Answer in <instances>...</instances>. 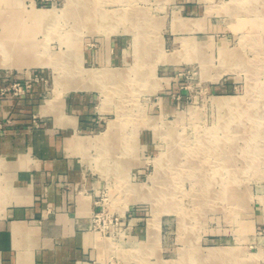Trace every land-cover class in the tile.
<instances>
[{
  "label": "rangeland",
  "instance_id": "rangeland-1",
  "mask_svg": "<svg viewBox=\"0 0 264 264\" xmlns=\"http://www.w3.org/2000/svg\"><path fill=\"white\" fill-rule=\"evenodd\" d=\"M70 1L0 0V97L23 100L39 89L46 110L31 114L39 130L59 99L95 92V124L74 133L64 157L94 181L74 190L92 199L96 256L103 264H264V145L247 151L253 123L243 118L244 128L229 133L238 142L235 200L213 193L204 204L205 182L186 176L206 156L188 149L237 123L225 99L264 101L255 16L238 14L237 0ZM40 9L54 14L38 20ZM129 27L136 55L121 73L96 70L88 39ZM13 123L0 115V133ZM205 165L213 174L215 159Z\"/></svg>",
  "mask_w": 264,
  "mask_h": 264
},
{
  "label": "crops",
  "instance_id": "crops-1",
  "mask_svg": "<svg viewBox=\"0 0 264 264\" xmlns=\"http://www.w3.org/2000/svg\"><path fill=\"white\" fill-rule=\"evenodd\" d=\"M131 27L94 33L84 51L88 62L121 73L138 50ZM95 102L88 91L59 99L46 113L49 126L37 130L31 114L46 110L39 89L23 100L0 97V115L14 120L0 133V264H103L95 252L92 199L74 190L94 181L84 177L83 165L64 157L74 133L94 126Z\"/></svg>",
  "mask_w": 264,
  "mask_h": 264
},
{
  "label": "bare ground",
  "instance_id": "bare-ground-1",
  "mask_svg": "<svg viewBox=\"0 0 264 264\" xmlns=\"http://www.w3.org/2000/svg\"><path fill=\"white\" fill-rule=\"evenodd\" d=\"M237 2H238V5L236 7H237V13L238 14H243L245 12H248V13H252L255 16V18L250 21V24L252 25V29L255 32V34L257 36L259 35V38L257 37V43H260V45H261L260 47H262V44L264 43V0H237ZM257 5H260V8H256ZM69 6H70V4H69ZM53 14H54V12L51 10L44 11V10L40 9L39 11L35 12L34 16H35V18H38V20H44L45 19V21H46V19H49L50 17H52ZM226 51L227 50L225 48L221 49V53H222L223 57L226 55ZM231 57H232V55H231ZM225 58H227V56H225ZM233 58H234V56H233ZM34 59H36V58H34ZM239 59H240V57H238L237 62L239 61ZM41 63L42 62H40L38 64H41ZM263 67H264V65H263ZM104 75H106V74H104ZM113 80H115V79H113ZM262 88L264 89V87H262ZM259 90H262V89H259ZM250 93H251V91H250ZM221 104L229 107L233 111V115H234L235 121L237 123L233 124L234 125L233 127H228V131H227L228 133H226L227 135H225L224 137H216L215 136L214 140H209L207 138L204 140V139L200 138L199 143L197 145L190 147L188 149V155H191L192 158H195V155H197V154L202 155L203 154V155H206L205 160L199 159V163H201V164L198 166V163H197V165H195V166L192 165L191 167H189L190 172H188L187 174L185 172H183V170L180 168H177L176 169L177 171L175 172L176 176L181 175L183 177L186 174V176H189L191 178H196L197 180H203L205 182L204 188H202L203 190L201 192V193H203V195H205V199L204 200L202 199V203H204V204H205V201L209 202L210 200H212L214 198V197H212L213 193H215L214 194L215 197L226 198L230 201L235 200V198H236L235 196H237V191L235 192V189H236L235 185L237 184V178H238L239 170L236 168L235 162H236V153H237V148H238V144H237L238 142L236 141L235 137H234V139L233 138L231 139L230 138L231 135L229 136V133L233 130H239V131L242 130V127L244 124L242 123L241 120H243V118L244 119L247 118L250 122L253 123V130H252V133L250 135L251 137H248L249 142L246 144L248 147L247 151L256 152L257 151L255 149L256 147L264 145V111L260 110L258 107L259 104H264L263 100L260 99L257 102L255 101V102L249 104L248 107H244L243 106L244 103L235 100V98L225 99L224 102H222ZM102 110L104 111L105 109L102 108ZM261 141H263V142H261ZM87 143H85V144H87ZM211 158L215 159V165H210V168H211L213 174L209 175L206 172V171H208L209 168L208 169L205 168V166H206L205 163H207V161L209 162V160ZM224 171L226 173H224ZM219 182L222 184L221 185L222 187H221V190L216 191L215 185ZM164 195H165V198L167 199L169 192L168 191L165 192ZM155 232H156V230H155Z\"/></svg>",
  "mask_w": 264,
  "mask_h": 264
}]
</instances>
